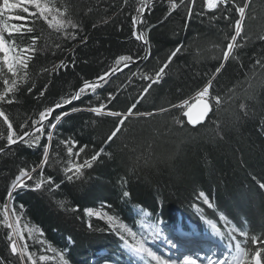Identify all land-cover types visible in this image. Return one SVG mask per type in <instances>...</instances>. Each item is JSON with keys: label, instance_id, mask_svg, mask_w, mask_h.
<instances>
[{"label": "trees", "instance_id": "obj_1", "mask_svg": "<svg viewBox=\"0 0 264 264\" xmlns=\"http://www.w3.org/2000/svg\"><path fill=\"white\" fill-rule=\"evenodd\" d=\"M51 2L58 8L69 9L78 28H68L66 32H75V39L57 33L43 20L36 21L31 34L17 33L13 37L5 34L6 39H15L18 45L30 43L31 35L41 36L38 50L29 63V78L14 93L15 102L0 105L17 131L26 120L31 124L30 118L38 119L39 111L75 92L85 80L94 81L109 70L118 56L134 55L142 48L132 36L131 19L138 0H128V4L123 0ZM169 10L168 0H154L145 25H141L142 29H150V58L131 63L95 93L89 92L57 110L80 109L64 117L52 135L50 165L44 167V175H51L60 187L49 191L45 184L41 190L23 189L14 193L18 214L22 211V228L26 223L44 233L40 236L34 232L29 238L24 229V240H20L21 246L27 243L29 252L35 253L36 264H56L61 261L59 252L68 264H125L126 259L130 260L127 248L108 228L104 214L113 215L133 228L138 224L136 212L147 213L168 229L194 230L219 237L230 247L235 242L230 243L228 236L232 227L248 233L245 248L255 249L252 236L264 239V189L259 187L264 183V72L258 68L253 72L254 62L264 59V40L260 39L264 35V0H252L248 10L250 18L246 20L247 39L241 41L244 46L235 50L237 58L230 57L212 82L213 95L224 97L226 102L217 110L213 101L210 116L197 127L187 123L182 114L184 109L171 106L185 99L192 103L191 98L219 66L228 42L225 37L233 34L229 25L235 19V12L221 6L215 13L198 14L202 12V0H197L194 9L197 14L190 20L186 19L184 6L170 16ZM15 14L26 15L20 9ZM226 14L232 19L225 20ZM164 16L168 19L160 23ZM8 23L22 21L8 20ZM82 38H86V43L81 42ZM181 45L163 80L154 84L136 106L137 112L155 115L129 117L121 132L107 143L118 118L97 116L87 109L106 103L105 111H126L149 83L141 75L154 74ZM61 60L67 63V69L51 71ZM44 68L51 74L44 72ZM9 75L6 69L0 74V91L3 79ZM45 85L47 91L40 96ZM109 93L115 96L110 103ZM241 103L245 105L243 111L239 107ZM161 108L168 111L161 113ZM6 128L0 118V132L6 134ZM61 140L87 145L80 163L101 148L104 153L91 168L82 170L79 179L74 177L68 181L64 169L77 160L75 156L69 157ZM46 143L49 141L43 137L40 144ZM5 144L6 139L0 140V145ZM42 153V147L19 144L13 145L7 154H0V205L19 170H30L37 165ZM32 175L38 178L39 169ZM124 191L131 195L124 197ZM200 192L208 197L212 207L204 203ZM86 209L100 212L103 218L88 217ZM89 223L93 226L91 229ZM213 223L223 236L212 228ZM8 231L0 223V255L8 257L11 264H18L17 257H12L8 250ZM232 235L244 240L238 232ZM41 255H48L52 260L41 261ZM25 264H28L26 258Z\"/></svg>", "mask_w": 264, "mask_h": 264}, {"label": "snow or ice", "instance_id": "obj_2", "mask_svg": "<svg viewBox=\"0 0 264 264\" xmlns=\"http://www.w3.org/2000/svg\"><path fill=\"white\" fill-rule=\"evenodd\" d=\"M124 4H128V0H123ZM169 2V12L168 16L172 14L178 7L184 6L186 9V19L190 20L194 14V9L197 4V0H168ZM252 0H242V2H237V0H202V12L198 14H203V11L215 13L218 9L223 6V8L231 12L234 10L235 19L229 25L232 29L233 34L231 36H226L225 39L228 41L226 47L223 50L222 60L218 67L215 68L214 72L209 76L207 83L196 92L195 96L192 97L193 103H189L188 99L183 100L180 104H173L171 107H179L184 109L183 116L187 118V123L192 126H197L205 122L209 114L213 111V106L219 110L222 103L226 102L225 98L220 95H213L212 93V82L216 79L217 75L223 70L225 63L229 61L230 57L236 59L235 50L242 48L244 45L241 43L242 40L247 39L246 34V20L249 19L248 10ZM231 5V8H229ZM154 7V0H138V6L135 8V15L131 19L133 25L132 36L134 39L141 43L142 48L140 51L134 55H120L114 60L113 66L98 75L94 81L85 80L83 84L69 96L61 97L60 101L46 107L44 110L39 111L38 119L30 118L31 124L26 120L24 124H21L19 131H17L10 116L6 113V110L0 107V118L2 122L7 126L6 134L0 132V140L6 139L5 145H0V154H7L11 150L13 145L24 144L28 147H42V159L40 162L33 166L30 170L28 168H21L18 175L12 180L9 188L7 189L6 196L3 198V203L0 205V217H2L3 227L8 229L6 236L8 243V250L12 257H17L18 264H25V258L28 264H36L34 259L35 253H30L28 250L27 243L18 245L17 238L21 241L24 240L23 230L27 229L29 232V238H32L34 232H39L40 236L44 233L42 230L36 227H29L26 223L21 224L22 211L18 214L15 207L14 193L17 190L29 189V190H41L45 184L49 186L48 190L53 191L58 189L60 184L55 183L51 175L45 177L44 167L50 165L49 151L51 147L52 135L57 128L60 121L68 116L70 112H76L80 109L71 108L67 111H57L59 109L65 108L67 105L72 104L73 101L80 100L83 96L91 93H95L97 88L102 87L103 84L107 83L108 80L115 75L117 72L122 71L124 68L130 66L131 63L138 61H143L150 58L151 51L148 48L150 41L148 39V31L150 29L141 28V25H145L146 14ZM20 9L26 15L21 16L16 13V10ZM168 16H164L160 23L168 19ZM6 17V19H5ZM34 18V19H32ZM225 20L232 19L229 14L224 15ZM11 21H22L21 24L8 23ZM43 20L49 28L54 29L57 33H64L68 38L75 39L76 33H67L68 28L76 29L78 24L74 22L69 14V9L58 8L51 2V0H2L0 3V74L6 73L10 74L5 79H3V90L0 91V105L3 104H13L15 102L14 93L19 90L21 84L26 82L29 78L28 68L30 61L34 58L37 52V43L41 39L39 35H31L29 37L30 43L18 45L15 39H6L5 34L9 37H13L14 34H31L35 31L36 21ZM107 22V21H105ZM96 27V25H93ZM154 27V26H153ZM261 40H264V35L260 36ZM82 43H86V38H82ZM59 48V45H56ZM181 46H177L162 62L161 66L152 75H141V78L149 81L147 86L143 88L142 93L136 103H133L126 111H113L107 110V104L101 103L99 106L89 107L87 110L95 113L97 116L107 115L110 117L118 118L114 129L111 131L110 135L107 137V143H111L113 139L121 132V129L125 127V121L129 117L133 116H153L155 113H144L135 111L139 100L144 98L149 91V89L154 85L160 83L164 76L166 75V69L172 63L173 59L182 49ZM144 49H147L145 51ZM253 72L258 68L260 71L264 72V59L256 60ZM66 70L67 63L63 60L60 61L59 65H55L51 71ZM44 72L51 74L48 68L43 69ZM47 91V85L41 89L39 95L43 96ZM28 92H32V88H28ZM99 99V97H97ZM115 96L112 93L108 94V102L110 103ZM214 101V105H213ZM240 109L243 111L245 105L241 103L239 105ZM161 113L168 111L167 108H161L159 110ZM55 113V115H53ZM177 123L182 124L183 121H177ZM45 129H48L45 132ZM39 134V135H38ZM43 137H46L49 143L40 144ZM61 144L67 149L69 157L75 156L77 162L71 164L69 167L64 169L65 177L68 181L73 180L75 177L79 179L83 174L82 170L84 168H91L93 164L100 158L101 154L104 153V149L101 148L99 151L94 152L90 157L85 156L83 162L80 163L81 154L85 152L87 145H79L75 140H61ZM75 150V151H74ZM39 169V177L34 178L32 173H35ZM71 173V174H69ZM28 181H33L29 184ZM259 187L264 189V183H260ZM131 194L127 191L123 192L124 197H129ZM200 197L203 198L204 203L212 207L208 197L200 192ZM24 206L19 205V209H23ZM73 211H79V209H73ZM85 214L88 217L96 216L97 218H103L100 212H94L91 209H86ZM107 219L108 228L111 229L118 238L123 241V244L129 252L138 256H146L150 258L151 261H155V264H169V262L161 256L155 254L149 247L146 246L149 236L139 235L132 228L127 227L125 223L119 222L118 218L113 215L104 214ZM147 215V213H145ZM221 219H225L221 217ZM91 229L93 226L91 223L88 224ZM212 228L219 233L221 236L224 234L220 232L216 224H212ZM238 232L240 236L244 237V240H237L232 233ZM230 238V243L234 249L233 252L230 251L228 257L217 258L215 260L209 258L208 264H264V239H260L256 236L251 237L252 245H255V249L245 248L243 245L248 241L249 235L247 232L240 231L239 229L232 227L231 231L228 233ZM131 238L132 243L129 242L128 238ZM38 243L43 244L44 241L38 240ZM62 264H68L67 260L64 259L62 252L58 253ZM41 261L48 259V257L41 255L39 257ZM0 264H11L8 257L0 255ZM184 264H197L196 259L187 258Z\"/></svg>", "mask_w": 264, "mask_h": 264}, {"label": "rangeland", "instance_id": "obj_3", "mask_svg": "<svg viewBox=\"0 0 264 264\" xmlns=\"http://www.w3.org/2000/svg\"><path fill=\"white\" fill-rule=\"evenodd\" d=\"M0 3H2V0H0ZM193 103V102H192ZM136 215H137V217H138V219H139V222H138V225H137V227H136V229L134 230L133 228V231H136L139 235H141V236H144V235H147V233H151V234H155V233H158L159 232V230H160V224H156V226L158 227V232H155V225H154V223H150V218H149V216H148V214L147 215H145L144 213H140V212H136ZM106 219V218H105ZM107 220V219H106ZM153 222V221H152ZM128 227V226H127ZM131 228V227H130ZM26 231H27V229H26ZM28 232V231H27ZM29 233V232H28ZM158 234H160V233H158ZM33 235V234H32ZM160 235H162V234H160ZM129 239V242L130 243H132V240H131V238L129 237L128 238ZM17 243H18V245H20L21 243H20V240L17 238ZM127 252L130 254V255H132V257H134V260L132 259V261L130 260V261H128V262H126V261H124L125 262V264H146L145 263V261L143 260H141V259H143L142 258V256H138V255H134V254H132L131 252H129L128 250H127ZM233 254H234V250H233ZM46 257H48V259H46V260H43L44 262H49V261H51L52 259L50 258V256H48V255H46ZM138 258V259H137ZM154 263H155V261H154ZM56 264H62V261H56ZM171 264H175V260H172L171 261Z\"/></svg>", "mask_w": 264, "mask_h": 264}, {"label": "bare ground", "instance_id": "obj_4", "mask_svg": "<svg viewBox=\"0 0 264 264\" xmlns=\"http://www.w3.org/2000/svg\"><path fill=\"white\" fill-rule=\"evenodd\" d=\"M147 235L149 236V239H148V242H147L146 246L149 247L155 254L158 255L157 251H158V249L159 250L161 249L160 246L165 247L164 239H162L163 238L162 235H160L158 233L151 234L150 232L147 233ZM201 236H203V235H201ZM196 238H199V235H196ZM196 238H194V241L197 240ZM180 246H183V242H180ZM169 248H171V247H169ZM160 255L161 254H159V256ZM142 258L143 259H141V260H146L147 259L146 256H142ZM184 258H187V257H184ZM200 264H208V263H207V261L205 259H201Z\"/></svg>", "mask_w": 264, "mask_h": 264}, {"label": "water", "instance_id": "obj_5", "mask_svg": "<svg viewBox=\"0 0 264 264\" xmlns=\"http://www.w3.org/2000/svg\"><path fill=\"white\" fill-rule=\"evenodd\" d=\"M210 114H211V113H210ZM210 114H209V116H210ZM209 116H208V117H209ZM207 119H208V118H207ZM207 119H206V120H207ZM186 120H187V118H186ZM206 120H205V121H206ZM202 124H203V123H202ZM202 124H200V125H202ZM190 126H192V125H190ZM197 126H199V125H197ZM197 126H192V127H197Z\"/></svg>", "mask_w": 264, "mask_h": 264}]
</instances>
